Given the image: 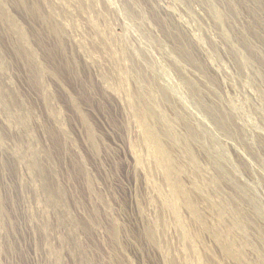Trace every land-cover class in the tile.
I'll list each match as a JSON object with an SVG mask.
<instances>
[{"label":"rangeland","instance_id":"1","mask_svg":"<svg viewBox=\"0 0 264 264\" xmlns=\"http://www.w3.org/2000/svg\"><path fill=\"white\" fill-rule=\"evenodd\" d=\"M0 264H264V0H0Z\"/></svg>","mask_w":264,"mask_h":264},{"label":"bare ground","instance_id":"2","mask_svg":"<svg viewBox=\"0 0 264 264\" xmlns=\"http://www.w3.org/2000/svg\"><path fill=\"white\" fill-rule=\"evenodd\" d=\"M213 6V5H212ZM164 8H166V7H164ZM168 10V9H167ZM213 10H215V9H213ZM217 11V10H216ZM215 11V12H216ZM170 12H172V11H170ZM214 12V13H215ZM169 13V12H168ZM172 15H174V14H172ZM176 15V14H175ZM174 15V16H175ZM178 16V15H177ZM220 19H221V17H220ZM184 25V24H183ZM184 27V26H183ZM209 113V112H208ZM211 113V112H210ZM213 118H215V117H213ZM217 120V118L215 119V121ZM221 123V122H220ZM148 140H149V142H151V143H153V144H156V137H155V135L151 132L150 133V131L148 132ZM156 153H157V155L159 156V158H160V161H164V156H163V151H162V149H161V147L160 146H157V151H156Z\"/></svg>","mask_w":264,"mask_h":264}]
</instances>
